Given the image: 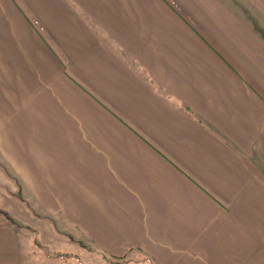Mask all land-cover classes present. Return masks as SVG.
Listing matches in <instances>:
<instances>
[{
    "label": "crops",
    "instance_id": "obj_1",
    "mask_svg": "<svg viewBox=\"0 0 264 264\" xmlns=\"http://www.w3.org/2000/svg\"><path fill=\"white\" fill-rule=\"evenodd\" d=\"M0 185V264H264V0H0Z\"/></svg>",
    "mask_w": 264,
    "mask_h": 264
},
{
    "label": "rangeland",
    "instance_id": "obj_2",
    "mask_svg": "<svg viewBox=\"0 0 264 264\" xmlns=\"http://www.w3.org/2000/svg\"><path fill=\"white\" fill-rule=\"evenodd\" d=\"M24 192H25V189L21 188V194L22 195L25 194ZM14 198H15V196H11L10 195V188L8 186H1L0 185V210L1 209H6V210H9V211L12 210V211L16 212L17 214H19V216L21 217L20 218V220H21L20 222L23 225H25L27 223L29 224V221H31V220L28 218L29 215H27V212H26V205L27 204L25 202H15L13 200ZM22 224H21V226H19V231H21L23 233V237H21V239H23V243H25V242H28L29 240L27 241L28 237L26 238V236L24 234L25 233V229H24V226ZM37 231H38V234H39L38 237L41 238V239H40V241L38 239H35V241H37V243H34V245L37 246L38 249H41L40 252L43 255H45V261H44L45 263L54 262L55 260L51 258V255L54 253L53 248L52 247H47V246L44 247V248H41V246L43 245L42 242H41L43 234L41 233V231H39V230H37ZM43 240L44 241H48L49 240V236L46 234L44 236ZM29 244H31V243H29ZM37 248H35V250Z\"/></svg>",
    "mask_w": 264,
    "mask_h": 264
},
{
    "label": "trees",
    "instance_id": "obj_3",
    "mask_svg": "<svg viewBox=\"0 0 264 264\" xmlns=\"http://www.w3.org/2000/svg\"><path fill=\"white\" fill-rule=\"evenodd\" d=\"M83 248L89 250V251H95L93 247L88 246L86 244H82ZM59 258L68 257L67 254H57ZM131 260L128 257H109L106 255H103V262L102 264H131Z\"/></svg>",
    "mask_w": 264,
    "mask_h": 264
}]
</instances>
